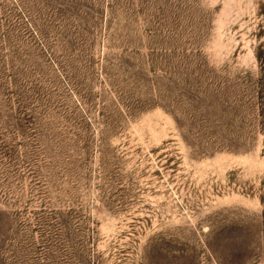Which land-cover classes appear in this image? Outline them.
Segmentation results:
<instances>
[{
	"label": "rangeland",
	"instance_id": "374dc122",
	"mask_svg": "<svg viewBox=\"0 0 264 264\" xmlns=\"http://www.w3.org/2000/svg\"><path fill=\"white\" fill-rule=\"evenodd\" d=\"M0 264H264V0H0Z\"/></svg>",
	"mask_w": 264,
	"mask_h": 264
}]
</instances>
